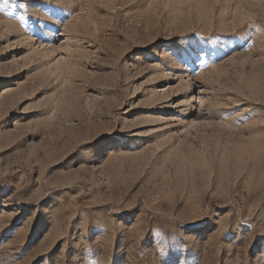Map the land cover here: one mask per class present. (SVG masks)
I'll return each mask as SVG.
<instances>
[{"label":"rangeland","instance_id":"1","mask_svg":"<svg viewBox=\"0 0 264 264\" xmlns=\"http://www.w3.org/2000/svg\"><path fill=\"white\" fill-rule=\"evenodd\" d=\"M0 264H264V0H0Z\"/></svg>","mask_w":264,"mask_h":264},{"label":"snow or ice","instance_id":"2","mask_svg":"<svg viewBox=\"0 0 264 264\" xmlns=\"http://www.w3.org/2000/svg\"><path fill=\"white\" fill-rule=\"evenodd\" d=\"M20 7H21V8H23V7H24V5H22V4H21V5H20ZM21 19H23V17H21Z\"/></svg>","mask_w":264,"mask_h":264},{"label":"bare ground","instance_id":"3","mask_svg":"<svg viewBox=\"0 0 264 264\" xmlns=\"http://www.w3.org/2000/svg\"><path fill=\"white\" fill-rule=\"evenodd\" d=\"M224 121V120H223ZM224 125V124H223Z\"/></svg>","mask_w":264,"mask_h":264}]
</instances>
